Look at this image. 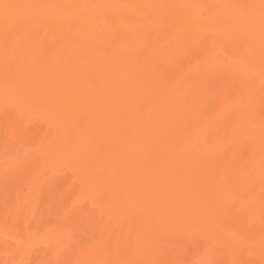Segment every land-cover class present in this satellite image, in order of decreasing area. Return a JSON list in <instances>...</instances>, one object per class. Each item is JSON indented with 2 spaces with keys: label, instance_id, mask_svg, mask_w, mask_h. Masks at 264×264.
Returning a JSON list of instances; mask_svg holds the SVG:
<instances>
[{
  "label": "bare ground",
  "instance_id": "1",
  "mask_svg": "<svg viewBox=\"0 0 264 264\" xmlns=\"http://www.w3.org/2000/svg\"><path fill=\"white\" fill-rule=\"evenodd\" d=\"M261 4L0 0V264H264Z\"/></svg>",
  "mask_w": 264,
  "mask_h": 264
},
{
  "label": "snow or ice",
  "instance_id": "2",
  "mask_svg": "<svg viewBox=\"0 0 264 264\" xmlns=\"http://www.w3.org/2000/svg\"><path fill=\"white\" fill-rule=\"evenodd\" d=\"M25 7H29L26 5H4L5 8V23L7 24L9 22V14H8V9L10 8H25ZM262 9H264V0H262V4H261ZM262 24H264V14H262ZM25 103H27V101H24ZM58 110V105L57 108L54 109V111Z\"/></svg>",
  "mask_w": 264,
  "mask_h": 264
}]
</instances>
